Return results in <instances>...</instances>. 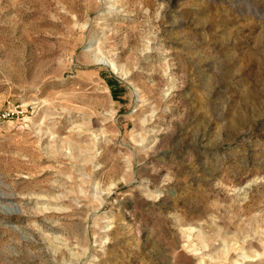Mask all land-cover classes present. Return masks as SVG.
<instances>
[{"label": "rangeland", "instance_id": "1", "mask_svg": "<svg viewBox=\"0 0 264 264\" xmlns=\"http://www.w3.org/2000/svg\"><path fill=\"white\" fill-rule=\"evenodd\" d=\"M0 264H264V0H0Z\"/></svg>", "mask_w": 264, "mask_h": 264}, {"label": "bare ground", "instance_id": "2", "mask_svg": "<svg viewBox=\"0 0 264 264\" xmlns=\"http://www.w3.org/2000/svg\"><path fill=\"white\" fill-rule=\"evenodd\" d=\"M109 64H110V66H111L113 69H115V70H116L117 67H118V66L116 65L115 62H111V63H109ZM115 70H114V71H115ZM117 71H118V70H117Z\"/></svg>", "mask_w": 264, "mask_h": 264}]
</instances>
